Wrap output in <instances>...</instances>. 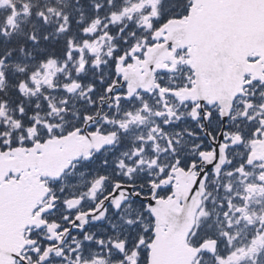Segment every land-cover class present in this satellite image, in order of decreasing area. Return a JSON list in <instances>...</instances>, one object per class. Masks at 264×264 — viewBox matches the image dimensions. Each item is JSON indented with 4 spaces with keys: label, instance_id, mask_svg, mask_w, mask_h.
Here are the masks:
<instances>
[{
    "label": "snow or ice",
    "instance_id": "obj_1",
    "mask_svg": "<svg viewBox=\"0 0 264 264\" xmlns=\"http://www.w3.org/2000/svg\"><path fill=\"white\" fill-rule=\"evenodd\" d=\"M0 10V39L18 32L37 53L10 73L24 46L0 52V153L35 159L0 169V188L43 192L11 264H154L169 244L184 255L160 264H264V0H92L87 18L48 0ZM33 17H55L54 36L20 28ZM50 37L63 39L50 49ZM237 62L238 86L205 94L206 66L221 87ZM50 153L63 160L49 178Z\"/></svg>",
    "mask_w": 264,
    "mask_h": 264
},
{
    "label": "bare ground",
    "instance_id": "obj_2",
    "mask_svg": "<svg viewBox=\"0 0 264 264\" xmlns=\"http://www.w3.org/2000/svg\"><path fill=\"white\" fill-rule=\"evenodd\" d=\"M43 2V6L45 5V0H42ZM77 2V0H76ZM82 7H83V10H84V15L86 17V14L89 13L90 11H92V0H79V3ZM48 6H53V7H56L58 9H61V10H65V11H68L67 9L63 8V7H60L58 5H55L51 2V0H48ZM76 16H79V15H76ZM3 16H0V18H2ZM53 19V25L55 26V17H52ZM58 42L60 41V38H58ZM3 41V39H0V43ZM16 64H11V67L12 68H16L15 67ZM11 82V81H10Z\"/></svg>",
    "mask_w": 264,
    "mask_h": 264
},
{
    "label": "flooded vegetation",
    "instance_id": "obj_3",
    "mask_svg": "<svg viewBox=\"0 0 264 264\" xmlns=\"http://www.w3.org/2000/svg\"><path fill=\"white\" fill-rule=\"evenodd\" d=\"M106 103H107V101H106ZM149 103L152 104L153 102L152 101H149ZM125 107H127V106H125Z\"/></svg>",
    "mask_w": 264,
    "mask_h": 264
}]
</instances>
